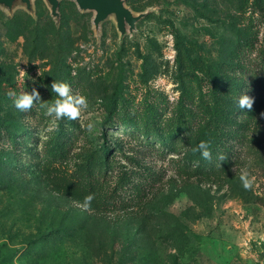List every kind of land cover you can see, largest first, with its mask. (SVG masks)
Listing matches in <instances>:
<instances>
[{
	"label": "rangeland",
	"instance_id": "374dc122",
	"mask_svg": "<svg viewBox=\"0 0 264 264\" xmlns=\"http://www.w3.org/2000/svg\"><path fill=\"white\" fill-rule=\"evenodd\" d=\"M125 2L0 3V264H264V0Z\"/></svg>",
	"mask_w": 264,
	"mask_h": 264
},
{
	"label": "clouds",
	"instance_id": "9594fccd",
	"mask_svg": "<svg viewBox=\"0 0 264 264\" xmlns=\"http://www.w3.org/2000/svg\"><path fill=\"white\" fill-rule=\"evenodd\" d=\"M51 91L57 93L58 98L55 100L53 105L47 107V114L55 115V118L59 119L67 117L69 119H76L79 117L82 108L87 107V100L84 96H73L71 94L70 86L66 82L53 81L51 85ZM35 102H39V93L33 89L31 93H24L19 95L14 103L16 108L21 111H27L33 107ZM253 100L251 97H245L240 100L241 108H251ZM210 141L201 140L197 148L193 151L199 150L201 155L207 159H211V151L209 147ZM222 159V157H221ZM243 187L248 188L250 186V180L247 179V174H242L240 177ZM92 199L89 195L85 197V207L88 206V202Z\"/></svg>",
	"mask_w": 264,
	"mask_h": 264
},
{
	"label": "water",
	"instance_id": "95a60500",
	"mask_svg": "<svg viewBox=\"0 0 264 264\" xmlns=\"http://www.w3.org/2000/svg\"><path fill=\"white\" fill-rule=\"evenodd\" d=\"M15 0H0V3L12 6ZM26 2L27 7H31V0H22ZM51 4V12L58 16L60 0H48ZM79 8L95 10L93 22L96 27L99 23L114 14L117 20L119 30L124 34L127 30L132 31L135 24L143 14L135 15L130 7L126 5L125 0H75Z\"/></svg>",
	"mask_w": 264,
	"mask_h": 264
},
{
	"label": "trees",
	"instance_id": "16d2710c",
	"mask_svg": "<svg viewBox=\"0 0 264 264\" xmlns=\"http://www.w3.org/2000/svg\"><path fill=\"white\" fill-rule=\"evenodd\" d=\"M110 112H112V110H111ZM153 138H154V136H151V138H150L149 140H151V139H153Z\"/></svg>",
	"mask_w": 264,
	"mask_h": 264
}]
</instances>
